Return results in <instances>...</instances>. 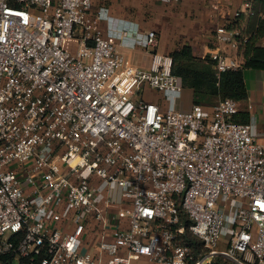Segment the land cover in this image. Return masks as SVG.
I'll list each match as a JSON object with an SVG mask.
<instances>
[{"label":"built area","instance_id":"1","mask_svg":"<svg viewBox=\"0 0 264 264\" xmlns=\"http://www.w3.org/2000/svg\"><path fill=\"white\" fill-rule=\"evenodd\" d=\"M95 1L0 0V264H264V134L253 116L234 121L230 98L181 110L169 54L152 50L139 68L119 51L155 48V31L103 6L92 17ZM245 41L234 22L215 28L217 79L241 68L222 47ZM141 87L167 107L135 98ZM182 216L201 253L181 241ZM89 219L96 256L82 251Z\"/></svg>","mask_w":264,"mask_h":264},{"label":"crops","instance_id":"2","mask_svg":"<svg viewBox=\"0 0 264 264\" xmlns=\"http://www.w3.org/2000/svg\"><path fill=\"white\" fill-rule=\"evenodd\" d=\"M258 2V1H257ZM217 3L215 7L214 4ZM250 2L246 0H185L182 5L176 6L165 0H97L95 1L91 16H95L100 6L106 7L109 11L110 16L114 20H122L133 23L140 34H146L148 31H155L159 35V41L157 40V46L155 48L145 49L143 47H137L130 49L126 47L119 48V51L123 54L125 59V67H139L147 68L150 62V53L152 50L159 53H165L167 51L176 50L180 43L177 40L180 36H184L187 32L190 37L189 44L191 48H198V56L205 55V47L209 45L213 48V32L216 27L222 24H229L234 22L240 30H246V28L255 23V19L249 17L252 14L251 11H247ZM257 13L259 17L264 16V9L256 4ZM238 12L242 14L245 12L244 17L234 19V14ZM152 15V16H151ZM171 15L173 16L172 22V35L165 24L169 25L168 20ZM192 16L194 18H192ZM180 20L184 23L181 25ZM100 27L104 32L108 29V23L106 21H100ZM178 26V27H177ZM166 35V36H165ZM167 40V41H165ZM172 42H171V41ZM165 41V42H164ZM259 45L264 47V36L259 39ZM182 44V45H183ZM181 46V45H180ZM67 47L70 51H75V43L69 42ZM194 48V49H195ZM227 53L226 47H222ZM233 55H237V51ZM243 78L247 91V99L244 101L252 104L250 112L245 109L248 115L253 116L252 121L257 126V131L260 134H264V71L245 69L243 70ZM184 90V89H183ZM189 90V89H186ZM158 93V92H157ZM190 96L192 103V91L189 90L184 98ZM155 96L150 99H146L149 102L158 104L161 109L167 107V103L164 102L162 95ZM185 95V93H184ZM183 93L181 94L179 107L190 108L188 103L183 101ZM249 120V116H248ZM264 140V137H261ZM126 203H121L111 207V211L115 212L120 207L125 206ZM128 219H124L121 222V227L127 226ZM100 228L96 221L89 219L83 234L82 251H88L91 255L96 256L97 248L96 243L99 240ZM111 239V235L107 236ZM227 246V241L222 240L217 244L218 250H224ZM122 254H125L122 252ZM105 257L103 261L105 262ZM211 262L210 264H213ZM131 264H151L145 258L139 260H133Z\"/></svg>","mask_w":264,"mask_h":264},{"label":"trees","instance_id":"3","mask_svg":"<svg viewBox=\"0 0 264 264\" xmlns=\"http://www.w3.org/2000/svg\"><path fill=\"white\" fill-rule=\"evenodd\" d=\"M257 1L256 4L264 9V0ZM242 31L244 33V30ZM244 36L246 41L237 50L241 68L236 71L225 72L221 74L219 79L216 78L214 61L210 56L195 57L189 45H183L170 53L172 72L181 78L183 89L192 91L193 104L211 106L214 100L230 98L238 103H243L247 99L243 70L264 71V47L260 46L258 42L264 36V16H256L255 23H251L246 28ZM248 116L245 110L239 109L233 120L246 123ZM182 224L185 226V231L180 237L181 241L190 246L195 254L201 253L202 244L188 231L189 221L185 216H182ZM212 262H214L213 264H230L227 260L220 258H216Z\"/></svg>","mask_w":264,"mask_h":264},{"label":"rangeland","instance_id":"4","mask_svg":"<svg viewBox=\"0 0 264 264\" xmlns=\"http://www.w3.org/2000/svg\"><path fill=\"white\" fill-rule=\"evenodd\" d=\"M97 1V0H96ZM246 2H250V4L248 5L249 7H248V9H247V11H251L252 12V14H250L249 15V17H252V19H256V16L257 17H259V14L257 13V8H256V5H255V2L257 3V0H246ZM262 8V7H261ZM152 16V15H151ZM245 16V12H242V14H240V17H244ZM192 18H194L193 16H192ZM168 22H169V25L168 24H165V27L166 28H168V31H167V33H169V31H170V33H171V35H172V31H171V29H172V22H173V16L171 15V17H170V19L168 20ZM183 24L184 22L182 21V20H180V24ZM181 24V25H182ZM183 26V25H182ZM178 27V26H177ZM243 32V31H242ZM156 33V37H157V40H158V42H160L159 40V35L157 34V32H155ZM244 33H245V30H244ZM243 33V34H244ZM188 33L187 32H185V34H184V36H180L179 38L180 39H175V41L177 40V43H180L179 45L177 44L176 46L178 47L177 49H179L181 46H183V45H189V44H183V43H189V41H190V37L187 35ZM166 36V35H165ZM173 36V35H172ZM165 41H167V40H165ZM164 41V42H165ZM171 41V40H170ZM172 42V41H171ZM183 44V45H182ZM181 45V46H180ZM190 46V45H189ZM195 48V47H194ZM192 48V51H193V54H194V56L195 57H197V58H203V57H205V56H210V51H211V49H212V46L211 45H209L208 47H205V55L203 56V55H200V56H198V54H199V51L200 50H197V49H199V47L198 48ZM176 49V50H177ZM226 50H227V54L228 55H232L233 56V53L234 52H232L233 51V49H231L230 47H226ZM172 51H174V50H171V51H167V52H165V53H162V54H169L170 55V53L172 52ZM142 88V90H143V93L141 92L139 95H137L135 98H139V99H141V98H143V99H150V98H152V97H155V96H160L159 95V93H157V91H155V90H153V89H147V88H145L144 89V87H141ZM141 90V91H142ZM188 91L189 90H186V89H184L183 91H182V93H183V97H182V103H183V101L185 102V103H183V104H186V103H188V105H190V104H192L191 103V99H190V96H188V94H187V99H186V97L184 98V96H186V93H188ZM184 93H185V95H184ZM218 102V100H214L211 104L212 105H214V104H216ZM245 104H246V102H243V103H239V108L240 109H243V110H245L244 109V107H246L245 106ZM191 106V105H190ZM181 110H183V111H186V110H188V109H186V107H181ZM218 258H220V259H223L222 258V256H218Z\"/></svg>","mask_w":264,"mask_h":264}]
</instances>
